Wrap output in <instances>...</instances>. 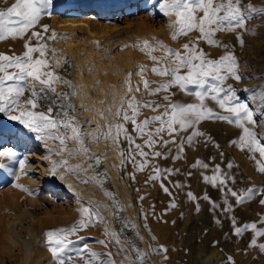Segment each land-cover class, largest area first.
Returning <instances> with one entry per match:
<instances>
[{
  "label": "rangeland",
  "instance_id": "374dc122",
  "mask_svg": "<svg viewBox=\"0 0 264 264\" xmlns=\"http://www.w3.org/2000/svg\"><path fill=\"white\" fill-rule=\"evenodd\" d=\"M12 2L14 0H9V5ZM159 2L160 0H53V15L43 17L34 30L42 31V25H49L50 29L55 30L58 34H66L71 39V45L65 44V39L48 41L49 48L56 50V56L50 58L61 61L60 66L54 65L55 73L73 85V59L71 57L76 54V57L85 64L87 76H90V82L93 83L94 88L100 89L102 95H105L111 91L112 84H114L112 79L117 80V84H120L125 79L126 73L134 72L138 65L144 64L149 68L152 66L147 56L133 47L138 42L145 39L152 41L155 38L174 49H179L183 43L187 42L188 38L186 37H180L178 42L171 40L172 29L169 24L174 17H165L160 13ZM247 4L264 7V0H243L241 6ZM6 6L0 2V8ZM97 6L103 8V11L99 10L102 11L99 12L96 9ZM149 11L152 12L151 15L147 14ZM75 16L88 20L91 27H94L98 33L103 30H112L118 26L121 31L118 34L100 35L103 37L95 39L85 30L68 33L61 31L55 24L57 20L71 19ZM128 19L136 21L137 24H144L146 30L138 32L134 26L125 30L123 24ZM246 28L248 29L246 32L237 29V33L243 34L245 42L243 48L236 41V33H219L217 38L235 48V54L241 65L238 72L244 78L239 82L229 79L227 83L236 89L241 102H248L254 109L255 117L261 122V126L257 127L256 131L264 136V111H262L264 103L261 102L262 97H264V17L251 19L247 22ZM31 31L26 34L24 39L0 41V53L22 55L25 51L24 44L29 39ZM251 32H254L255 35L250 34ZM47 35L50 33L45 34V38ZM192 35L195 36L196 34L193 33ZM31 43L35 45L37 41L32 39ZM125 45L129 47H125ZM199 47L214 59L223 54V49L209 47L204 42H201ZM129 54L134 56L131 67L120 71L121 60ZM154 54L161 55L160 52ZM67 55L69 57L65 59ZM146 79L159 80L150 72L146 73ZM132 83L133 85L138 84L139 77L133 76ZM54 87L56 88V95L48 94L52 99H57L60 93L76 91L74 85L73 88H68L66 85L56 83ZM245 89L255 90V95L253 96L252 91H244ZM171 91L175 93L173 100L185 103L195 102L194 97L187 96L178 89ZM123 92L118 97L123 95ZM27 95L28 93H25L26 97ZM112 95L114 96L115 93ZM136 95L137 98H141L146 96V93L142 90ZM162 95L147 97V99L163 103ZM106 96L107 98H101L103 101L101 109L105 110L107 107L104 103L110 99L108 95ZM70 101L75 106L74 115L81 122L80 127L84 132L102 130L97 129L96 126L97 124L105 125L104 119L98 116L96 120L88 124L85 121L91 120V116H86L83 122L81 116L78 115L81 107H76V95L71 96ZM48 103L49 101H42V106L37 111H46ZM207 103L217 112L226 114L217 108L211 100ZM57 111L59 109L54 106L53 115ZM113 111H115V107H113ZM155 114L159 113L144 110L139 119L142 120ZM105 115L108 113L105 112ZM109 121L122 123V121H111V117H109ZM125 126L135 137L136 133L132 132L133 126L131 124ZM199 127L201 131L211 135L219 148L215 147L214 143L205 145L204 138H198L194 147H185L182 154L183 158L173 160L176 145L170 144L167 148L158 145L156 151H171L172 154L168 159L159 157L151 159L149 157V166L144 171L138 172L132 163L121 164L119 152L121 150L127 151L129 147L123 137L120 139L119 146L114 148L110 140L101 139L99 143L94 144L90 143L91 137L85 136V142L90 149L88 156L92 159L84 156L71 157L67 152L59 156L50 154V150L54 152L59 147L57 141L42 142L37 140L35 133H28L17 121H10L6 116L0 114V129L4 132L3 147L13 148L18 159L24 160L25 163L28 161L34 167L39 160L34 159L33 154L38 156L48 154L53 162L67 159L68 165L61 166L57 171V173L59 172L60 185L65 187L64 179L69 177L82 190V193H78L67 191L64 188L54 189L49 184L44 183L42 179H38V182H41V187L40 185L24 184L21 181L24 171L19 164H13L7 159L0 158V163L7 165V167L0 169V222L2 221L0 223V264H56L48 249L45 233L60 228H70L81 219L78 211L81 205L98 208L106 223L97 222L94 226H89L79 231L77 235L69 237L72 241L70 254L74 257L73 264H83L82 259L76 258V250L84 245L95 252L111 251L117 264H121L124 254L118 253V246L115 242L110 241V238L104 235L105 226L110 231L119 233L122 242H130L141 251L147 252L148 257L145 264H225L229 256L233 258L235 264H264V253H261L258 248L248 247L253 233L247 231L242 237H237L232 233L230 223V217L234 216L238 226L255 222L258 227L264 228V224L260 223L261 218L264 217V205H261L260 200L264 199V196L257 195L251 201L236 204L235 198L229 195L228 200L233 205V211L228 214L223 213L220 209H217L216 213L213 214L209 203L203 199V196L207 194L211 200L223 206L225 193L203 181V175L211 176L212 169L216 165H219L222 171L235 177L236 183L233 184L229 181L228 184L233 190L251 187L264 189V174L257 171L256 161L249 158L250 153L247 150L240 151L237 147L230 145L231 140L238 138L239 129L220 121H205ZM136 143L143 144V141L137 138ZM75 147L77 146L74 143L68 144L69 149ZM145 150L148 151V149ZM221 152L224 154L223 158H221ZM27 153H30L28 157H26ZM96 157L101 159L99 165H95ZM258 158L259 155L257 154ZM197 159L208 163L209 168H192L191 165ZM108 160H111L112 163L119 160L115 162L116 164L114 163L115 165L111 163V166H116L114 168L118 175L117 181L123 185V189L125 188V196L129 199L127 200L129 203L123 200L122 194L115 188V183L112 182L110 173L106 170ZM229 162L233 165L231 169L227 167ZM77 164L81 167L76 172L64 171L65 167L72 168ZM89 165L93 166L90 168ZM153 166L173 169L174 172L167 175L166 178L162 177L161 180L150 181L148 178L152 173ZM177 169L178 172L175 171ZM37 170L32 171L33 176L36 175V178H40L37 175L39 170ZM132 175L135 176V180L131 178ZM93 178H95L97 186L93 185L95 182ZM85 180L90 182L84 183ZM101 180L103 181L102 186L98 183ZM161 183L169 189L171 195L163 191ZM177 184L183 185V187H176ZM15 185H20L28 191H22ZM106 192L112 193V198L106 196ZM188 192H192L197 199L189 201L186 195ZM140 197H144V199L141 200ZM113 200L118 202L124 210L117 211L113 205ZM173 200L177 207L169 210V205ZM197 204L200 205L198 214L196 212ZM16 217H20V222H17L12 230L17 232V237L20 235L19 238H23L28 243L29 249L32 251V262L29 259L28 263H22L20 247L13 248L8 240L6 222L12 221ZM33 217H35L34 221ZM216 219H219L221 223H215ZM27 227L31 228L30 232H27ZM140 237L143 239L141 240ZM153 237H155L154 240ZM99 240L108 242V248L104 249L97 243ZM258 243H264V237L258 238ZM160 246L167 248V259L165 254H156L152 251V249ZM124 247L129 249V243H124ZM207 250H215V253L211 256L206 253ZM39 253L42 256L41 261L36 260L35 263V256ZM132 257L135 258V253H132ZM84 258L87 259V256Z\"/></svg>",
  "mask_w": 264,
  "mask_h": 264
},
{
  "label": "snow or ice",
  "instance_id": "6c2138e0",
  "mask_svg": "<svg viewBox=\"0 0 264 264\" xmlns=\"http://www.w3.org/2000/svg\"><path fill=\"white\" fill-rule=\"evenodd\" d=\"M0 2L7 5L0 8V41L24 39L32 30L24 44L25 51L22 55L0 53V114L10 121H17L28 133H35L37 140L57 141L59 147L54 152L50 150V154L62 156L67 152L71 157L84 156L92 159L88 156L90 149L85 142V136L91 137L90 143L94 144L99 143L101 139L110 140L114 148L119 146L120 139L123 137L129 147L127 151L119 152L121 164L132 163L136 171L140 172L149 166V157L168 159L172 154L171 151H156L158 145L167 148L170 144H175V155L172 158L179 160L183 158L185 147H194L198 138H204L205 145L215 144L211 135L201 131L199 126L205 121H220L239 129L238 138L231 140L230 145L237 147L240 151L247 150L250 153L249 158L256 161L257 171L264 174V136L256 131V128L261 126V122L255 117L251 105L248 102H241L236 89L227 83L229 79L239 82L244 77L238 72L241 65L234 46H229L217 38L219 33H236V41L243 48L245 44L243 34L237 33V29L248 31L247 22L264 17V7H255L252 4L242 7L243 0H160L159 12L165 17H174L169 24L172 29L171 40L178 42L180 37H186L187 42L183 43L179 49L171 48L155 38L152 41L145 39L134 45L133 47L147 56L152 66L149 68L147 65L140 64L134 72L126 73L125 79L119 86L124 90L123 95L114 99L113 105L106 110L101 109L97 112V115L106 121L105 125L97 124L96 126L97 129L102 130L84 132L80 127L81 122L74 115L75 106L70 101L71 96L77 95L76 91L60 93L57 99H52L48 95L49 93L56 95L54 87L56 83L73 88L70 81L64 80L55 73L54 65L60 66L61 61L50 58L56 56V50L50 49L48 43V41L67 39V35L58 34L55 30H51L49 25H42V31L34 30L43 17L53 15V0H14L10 5L9 0H0ZM147 14L151 15L152 12L149 11ZM48 33L50 35L45 38V34ZM193 33L196 35L193 36ZM250 34L255 35L254 32ZM32 39L37 41L35 45H32ZM201 42L212 48L223 49V54L218 58H211L209 53L199 47ZM125 47L129 46L125 45ZM156 52H160L161 55H155ZM148 72L159 80L146 79ZM133 76L139 77V83L136 85L132 83ZM172 89H178L181 93L194 97L195 102L185 103L173 100L175 93L171 91ZM142 90L146 96L137 98L136 93ZM244 91H252L253 96L255 95V90L245 89ZM25 93H28L27 97ZM161 94H163L161 96L163 103L147 99V97H156ZM209 100L226 114H221L209 106L207 103ZM42 101H49L47 110L37 111L41 108ZM100 102L103 103V101ZM261 102L264 103V97ZM54 106L59 109L55 115H53ZM144 110L159 114L141 120L139 117ZM105 112L108 115H105ZM109 117L111 121H122V123L110 122ZM85 123L90 124L91 120ZM126 124L133 126L132 132L136 133L135 137L129 132ZM137 138L142 140L143 144L136 143ZM3 141L4 132L0 129V158L7 159L13 164L18 163L23 169L25 161L18 159L13 148L3 147ZM69 143H74L77 147L69 149ZM215 147L219 148V145L215 144ZM223 155L221 152V158ZM100 163L101 159L96 157L95 165ZM66 165H68L67 159L54 161L49 171L55 174L61 166ZM92 166L89 165L90 168ZM5 167L7 165L0 163V169ZM80 167L81 165L77 164L72 168L65 167L64 171L76 172ZM191 167L208 169L209 164L197 159ZM227 167L231 169L232 163L229 162ZM173 172V169L153 166L148 179L161 180L162 177L166 178ZM131 178L135 180L134 175ZM203 181L225 193L223 206L211 200L207 194L203 196L213 214L217 209L225 214L233 211V205L228 200L229 195L235 198L236 204L251 201L257 195L264 196V189L256 187L233 190L228 184L229 181L236 183L235 177L222 171L219 165L212 169L211 176L203 175ZM88 182L90 181H84V183ZM98 183L102 186L103 181ZM175 186L183 187L180 184ZM15 187L28 191L20 185ZM161 188L171 195L163 183ZM105 195L112 198L110 192H106ZM186 195L189 201L197 199L192 192ZM140 199L143 200L144 197ZM89 203L91 205V202ZM260 203L264 205V199H261ZM113 205L117 211L124 210L115 200ZM175 207L177 205L173 200L169 210ZM78 211L81 219L70 228H60L45 233L48 249L56 264H73L74 257L70 254L72 241L69 237L77 235L79 231L89 226H94L97 222L104 223L98 208L81 205ZM196 212L197 214L200 212L199 204L196 205ZM215 223L220 224L221 221L216 219ZM230 223L232 233L237 237H242L245 232L251 231L253 237L248 247L258 248L261 253H264V243H258V238L264 237V228L258 227L255 222L238 226L234 216L230 217ZM260 223L264 224V217L261 218ZM145 227H147L146 224ZM104 235L115 242L118 253L124 254L121 264H145L147 252L141 251L135 244L122 242L120 234L110 231L107 226L104 228ZM140 239L142 240L143 237ZM97 243L104 249L108 248V242L105 240H99ZM124 243H129V249H125ZM152 251L156 254H165L167 259L168 250L164 246ZM132 253H135V258L132 257ZM85 256L87 259L84 258ZM76 258L82 259L83 264H117L111 251L95 252L88 249L87 245L76 250ZM225 264H235V261L229 256Z\"/></svg>",
  "mask_w": 264,
  "mask_h": 264
},
{
  "label": "bare ground",
  "instance_id": "6f19581e",
  "mask_svg": "<svg viewBox=\"0 0 264 264\" xmlns=\"http://www.w3.org/2000/svg\"><path fill=\"white\" fill-rule=\"evenodd\" d=\"M96 9L98 11L99 10L103 11V8H101L99 6H97ZM102 11H99V12H102ZM55 24L63 32L73 33L76 30L77 31L78 30L79 31L85 30L86 33H88L91 37H94L95 39H99V38L103 37L100 35L105 36L106 34H109V33L118 34L121 31V28H119V26H118V27L113 28L112 30H103L100 33H98L97 31H95L94 27H91V23L88 20H83L81 18H77L76 16L74 18H71V19L66 18V19L59 20V21L57 20ZM123 25H124L123 27L125 30L131 29L132 26H134L138 32H140L141 30H146V28L144 27V24H137L136 21L131 20V19L126 20ZM64 43L65 44L67 43L68 45L72 44L71 39L68 37H67V39H65ZM75 51H76V49L74 50V52ZM68 57H69L68 55L65 56V59L66 58L68 59ZM71 58L73 59L72 82H73V85L75 86L76 91H77L76 101H75L76 107H81L78 115L81 116V118H82L81 120L83 122L85 121L86 116H91L90 117L91 121H94L98 117L97 112L99 110H101V105H103L100 102L101 98L102 97L107 98L106 95H108V98H110V99H108L104 103V105L106 104L105 106L108 108L109 106H112L114 99H117L118 95L123 92V88H119L121 83L117 84V80L112 79L113 80L112 83H114V84H112L111 91L109 93L107 92V94H105V95H102V91L100 89L99 90L95 89L93 86V83L90 82L91 78H90V76H87V70H86L85 64L82 62V60L80 58L76 57V54H74V56H72ZM133 61H134V56L131 54L124 57L120 62V67H119L120 71H122L124 68L131 67ZM85 77H86V79H85ZM118 88H119V90L117 91ZM113 93H115L114 96L112 95ZM85 109H87V111H85ZM28 154H30V153H27L26 157L29 156ZM111 154H113V153H111ZM114 155H115V153H114ZM116 155H118V153H116ZM33 158L38 159L39 162L36 165L37 167L36 166L34 167V165H31L30 162H28V161L25 163L24 168H23L24 175H23V177H21V181L24 184L35 185V186L40 185V187H41L42 186L41 182H38V179H42V181L44 183L49 184V186L54 188V189L64 188L67 191H71V192L74 191V192L82 193V190L77 185H75V183H73V181H71L70 180L71 178H69V177H65L66 179H64L65 187H62L60 185V179L58 178L59 172L58 173L56 172L55 174H53L49 171V169L52 167V164H53V159L50 157V155L44 154L42 156H38L36 154H33ZM115 158H116V156H115ZM111 160H108V162H107L108 165L106 167V170L108 173H110L109 175H110L112 182L115 183V188L122 194L123 200L127 201L129 199H127L125 196V192H124L125 188L123 189V185L117 181L118 175H117V172L115 171V168H114L116 166H114V167L111 166L112 164L115 165L116 164L115 162H117L119 160L113 161V163L110 162ZM36 169L39 170V173L37 175L40 178H36V175L33 176L32 171H36ZM93 185H96V186L98 185L96 180H95V182H93ZM84 195H87V193H84ZM127 197L129 198V195ZM126 203H129V202L127 201ZM34 220H35V217H33V221ZM17 222L18 223L20 222V217H16L12 221L8 220L6 222V224H7V227H6L7 230L6 231H8L7 233H8V237H9L8 240L10 241V244L13 246V248L14 247H17V248L20 247V253L22 254L21 262L22 263H25V262L28 263L29 259H30V261L32 259L31 258L32 251L29 249L28 243L26 241H24L23 238H19L20 235L17 237V235H18L17 232L15 230H12V227L14 225H16ZM0 223H2V221ZM30 229L27 227V230H28L27 232H30ZM206 253L207 254L209 253L212 256L213 253H215V250H207ZM39 254H37L36 256L34 255L35 259L34 258L33 259H34L35 263H36V260L39 261L42 257L41 254L40 255ZM43 257H45V256H43Z\"/></svg>",
  "mask_w": 264,
  "mask_h": 264
}]
</instances>
